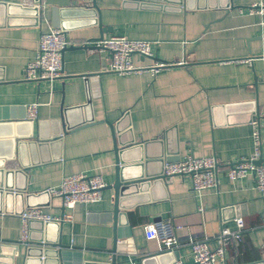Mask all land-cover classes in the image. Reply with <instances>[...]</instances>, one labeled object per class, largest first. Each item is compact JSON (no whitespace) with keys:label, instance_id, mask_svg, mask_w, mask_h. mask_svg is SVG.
Wrapping results in <instances>:
<instances>
[{"label":"crops","instance_id":"0c3cea01","mask_svg":"<svg viewBox=\"0 0 264 264\" xmlns=\"http://www.w3.org/2000/svg\"><path fill=\"white\" fill-rule=\"evenodd\" d=\"M93 1L0 4V115L11 117L0 121V160L6 158L0 166V264H23L28 245L48 251V264L110 263L113 188L105 187L99 201L79 202L72 210L63 209L62 198L45 189L80 172L100 173L107 185L113 184L112 124L126 147L123 160L137 165L130 168L133 175L162 173L166 163L189 155L218 158L217 186L201 195L194 192L191 175L175 174L123 201L126 214L117 231L121 238L129 233L138 253H118V260L151 254L147 264H175L177 259L195 264L188 238H207L216 246L220 230H235L242 217L244 230L238 241L228 242L227 261L264 264V196L252 175L231 179L226 174L229 164L254 154L253 119L261 122L264 158V27L261 16L249 11L261 0H96L98 11ZM99 17L104 38L151 41L152 56L133 55L143 70H109L110 52L98 39ZM55 20L69 40L63 74L29 81L27 63L36 57L41 33L56 26ZM183 59L187 63L155 74L150 69L158 61ZM33 102H39L37 119L30 120L27 106ZM37 206L73 216L62 225L52 221L47 229L39 221L29 224V239L43 241L27 244L21 213ZM155 220L181 225V245L173 256L146 238L144 227ZM60 240L65 246L59 259L54 249Z\"/></svg>","mask_w":264,"mask_h":264},{"label":"built area","instance_id":"2783aa9c","mask_svg":"<svg viewBox=\"0 0 264 264\" xmlns=\"http://www.w3.org/2000/svg\"><path fill=\"white\" fill-rule=\"evenodd\" d=\"M252 14L261 16L260 25L264 27V1L252 3L249 6ZM103 47L110 52L109 70L119 74H127L143 70L134 64L133 55L152 56L151 41L143 38H130L125 35H111L100 41ZM69 40L65 30L60 26H52L49 30L41 33L36 57L27 63L25 78L27 80H53L63 74V54ZM187 63L186 59L177 62L158 61L150 69L155 74L161 68L173 64ZM39 102H33L27 106L26 117L30 120L37 119ZM254 124L255 151L251 160L231 163L226 168V174L231 179H238L252 175L255 180V188L259 194L264 196V162L256 164L255 160L262 157L260 144L261 122L252 120ZM218 158L215 156H193L189 155L179 161L166 163L164 174L172 176L175 174H188L192 178V188L197 194L215 188L217 186ZM107 182L100 173L80 172L64 176L58 186L46 188L51 196L62 198L65 208L72 210L79 202H96L102 198V190ZM23 220V240L29 238V222L31 220H42L44 222H61L70 220L72 213L57 215L47 213L42 207L25 208L21 213ZM237 228L232 230L223 227L215 236L216 246L210 244L206 239L188 238L186 244L191 248L195 264H229L227 261L226 247L230 240L238 241L244 230L245 222L242 217L236 219ZM144 231L147 239L159 242L163 249L173 252L180 246L178 230L181 227L171 220H155L145 225ZM175 264H184L182 259L175 260Z\"/></svg>","mask_w":264,"mask_h":264},{"label":"water","instance_id":"95a60500","mask_svg":"<svg viewBox=\"0 0 264 264\" xmlns=\"http://www.w3.org/2000/svg\"><path fill=\"white\" fill-rule=\"evenodd\" d=\"M36 1H39V0H36ZM0 4L7 6L9 3H8V0H0ZM32 8L38 14L40 13L39 4L37 5L35 4L34 6H32ZM93 9L95 11H98L96 0L93 1ZM60 24H61L60 21H57V20L54 21V25L59 26ZM98 25L100 27V32H101V35L98 39L99 41H102L104 39L103 32L106 30V28L103 26L102 22L100 21V17H99ZM63 29L65 30V28ZM84 46L87 47L86 45ZM66 48H68V46ZM89 77L90 76L88 75L87 79H89ZM10 118L11 117H8L5 113L3 115H0V121H6L7 119L10 120ZM93 121L95 120H91L87 123H91ZM112 129H113V134L115 138L114 139V154L116 157V174H115V180L113 184H109L106 187L113 188V190L115 191L114 206L112 210L108 213V215L112 218V221H114L115 226H114V232H113V242H112L111 249L109 250L110 252H112L113 255H112V258L109 264H147L148 262L147 260H150V258H152L153 255L151 254H148L147 256L140 255L133 259L127 258V259H121V260H118L117 258L118 253L135 254V255L138 253V250L133 247L132 241L131 240L129 241V238H130L129 233L126 234L125 238H121V233L117 231V228L119 226L118 224H121V217L126 214L125 212L121 210V208L124 207L123 201L128 199L133 194L139 192L138 190H143L145 186L147 185L149 186V184L153 182L154 183H157L158 181L163 182L168 176L164 174V172L155 174V175H150L148 172H145V171H141L139 174L133 175V172H131L130 168L132 169V167H135L137 165L128 164V162L126 163V161L123 160V154L125 151L124 148L126 147H124L125 145L120 143L119 141L120 138L118 137V128L114 126V124H112ZM5 159L6 158H1L0 166H3L5 164ZM143 162H144V159H141L140 165H139L141 166V168L143 166L145 167L146 163L144 162L145 163L144 164ZM263 162H264L263 156L255 160L256 164H261ZM45 192L49 194L47 190ZM64 208L65 207L63 205V209ZM63 214H64V211L62 212V215ZM36 221H39L40 223L42 222L43 228L45 229H47L49 224H51L52 222V221L44 222L42 220H31L29 222L30 226L33 224V222H36ZM56 223H59V222H56ZM62 224L63 222L61 221L60 225ZM42 241L43 240L41 238L39 240H33L31 238L30 239L28 238L26 243L27 244H32V243L41 244ZM62 242L63 241L61 240L58 241L56 243V246L58 248L54 249L55 250L54 254L58 255L59 259L62 258L63 256L62 248L65 246V244H63ZM28 246H27L25 255L23 256L24 257L23 262H22L23 264H48L47 263L48 258H46L48 255L47 254L48 251L44 250L41 247L30 245V248H29ZM35 252H37L38 254H36ZM166 252H169L172 256L174 255L173 252H170L168 250ZM37 255L39 257H37ZM10 264H13V263H10Z\"/></svg>","mask_w":264,"mask_h":264}]
</instances>
